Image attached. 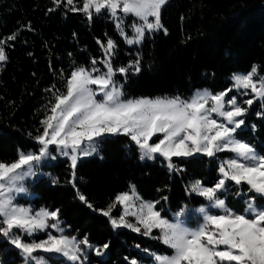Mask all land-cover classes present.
Segmentation results:
<instances>
[{
  "label": "snow or ice",
  "instance_id": "obj_1",
  "mask_svg": "<svg viewBox=\"0 0 264 264\" xmlns=\"http://www.w3.org/2000/svg\"><path fill=\"white\" fill-rule=\"evenodd\" d=\"M169 4L170 0H52L48 11L79 12L89 23L103 16L126 45L139 48L157 33L168 35L162 12ZM17 39L18 33L0 37V67L8 63V50ZM96 43L100 57H91L87 66L73 61L67 76L59 71L64 91L55 84L45 89L49 93L45 117L38 134L29 133L37 149L18 150L14 161H0V241L15 250L21 264H90L89 253L106 255L109 243L93 245L87 236L65 234L59 208L35 210L18 202V196L28 194L26 181L40 174L47 162L63 157L72 170L69 183L78 199L107 217L114 231L129 229L171 250L167 254L142 249L154 264H264V155L238 138V132L249 128L257 132L256 124L247 123L250 115L264 121V75L259 66L233 73L231 85L216 93L198 89L188 98H126L124 85L129 76L141 72L142 55L137 51L127 64L117 65V42L107 37ZM118 137L128 139L126 147H135L141 161L160 159L170 173L184 171L174 158L207 157L216 162L217 177L211 186L194 180L185 188L189 197L206 203L194 210L185 204L169 219L162 215L163 207L157 209L160 200L144 201L131 185L106 209H96L76 187V169L86 158L103 159L102 146ZM220 153L232 155L221 158ZM229 196L241 201L240 211L229 206ZM117 204L122 211L113 216ZM192 213L196 227L189 226ZM40 234L45 238L39 239ZM124 260L143 264L134 256Z\"/></svg>",
  "mask_w": 264,
  "mask_h": 264
},
{
  "label": "trees",
  "instance_id": "obj_2",
  "mask_svg": "<svg viewBox=\"0 0 264 264\" xmlns=\"http://www.w3.org/2000/svg\"><path fill=\"white\" fill-rule=\"evenodd\" d=\"M51 7L52 0H0V37L18 33L15 46L8 50V63L0 67L3 162L17 159L18 150L37 149L29 133L37 135L45 117L49 99L45 89L55 84L64 91L61 69L67 76L73 61L87 66L91 57H100L97 39L111 37L117 42V65L127 64L137 51L142 55L141 72L129 76L124 85L126 98H188L198 89L216 93L231 85L233 73H247L253 65L259 66L264 75V0H170L162 12L168 35L157 33L139 48L126 45L113 23L103 16L89 23L82 13L65 9L49 12ZM253 109L259 110L255 104ZM247 123L256 124L257 132L253 134L249 128L238 132V138L253 144L264 155V121L250 115ZM129 143L126 137L115 138L102 146L103 159L94 156L78 163L76 187L96 209H106L118 194L129 192L131 185L143 200H160L157 209L163 207L162 215L168 218L185 204L199 207L205 203L201 197H189L185 188L194 180L211 186L217 177L216 162L207 157L174 158L184 171L170 173L160 159L142 162L135 147H126ZM42 170L41 178L27 184L34 199L21 201L36 210L59 208L70 235L78 239L87 236L93 245L109 243L106 259L91 253L90 264H126L125 256L150 263L152 258L141 251L144 248L171 252L159 240L129 229L114 231L107 217L81 202L76 188L69 183L72 170L67 160L57 159ZM54 178L59 182L54 184ZM163 196L168 200L163 201ZM228 203L236 211L243 208L241 201L232 197ZM121 211L117 204L112 215L118 216ZM153 234H157L155 230ZM20 262L15 250L0 241V263Z\"/></svg>",
  "mask_w": 264,
  "mask_h": 264
},
{
  "label": "rangeland",
  "instance_id": "obj_3",
  "mask_svg": "<svg viewBox=\"0 0 264 264\" xmlns=\"http://www.w3.org/2000/svg\"><path fill=\"white\" fill-rule=\"evenodd\" d=\"M127 23V22H126ZM128 30V29H127ZM130 30V29H129ZM231 77H232V75H231ZM231 77H230V80H231ZM199 90H203V89H199ZM195 92V91H194ZM193 92V93H194ZM193 95V94H192ZM191 95V96H192ZM190 96V97H191ZM155 139V138H154ZM32 151H34V150H32ZM221 158H228V157H230L232 154L231 153H220V154H218ZM65 159V158H63V157H58V159ZM66 160V159H65ZM56 161V160H55ZM55 161H49V162H47L46 164H44L43 166H46V165H51L53 162H55ZM142 162H151V161H142ZM43 166L41 167V173L40 174H38L34 179H29V180H27L26 181V187L28 188V194L27 195H20V196H18V202L19 203H21V204H24L25 206H28V205H30L33 209H34V207L32 206V204H27V203H24V202H22L21 200H28V201H31V200H33L34 199V194L31 192V190L29 189V187H28V183L29 182H33V181H35V180H38L39 178H41L42 176H43V170H42V168H43ZM229 197H231V196H229ZM144 201H146V200H144ZM206 203V202H205ZM190 209H196V208H198V207H192V206H188ZM200 207V206H199ZM121 209H122V206H121ZM36 210V209H35ZM39 210V209H38ZM235 210V209H234ZM129 219H133L132 217H129ZM169 219H172V215H171V217L169 218ZM197 223H198V221H197V218H196V215H195V213H192V214H190V218H189V226L190 227H196L197 226ZM64 227H65V229H66V231H65V234H67V235H70L68 232H67V230H68V227H66L65 225H64ZM73 236V235H72ZM38 238L39 239H43V238H45V236L43 235V234H40L39 236H38ZM77 238V237H76ZM78 239V238H77ZM90 254L91 253H89V256H90ZM167 254H171V252L170 253H167ZM106 257H107V252H106V255L104 256V257H100V258H102V259H106ZM1 264V263H0ZM20 264H21V262H20ZM143 264H154V262H153V260L150 262V263H143Z\"/></svg>",
  "mask_w": 264,
  "mask_h": 264
}]
</instances>
